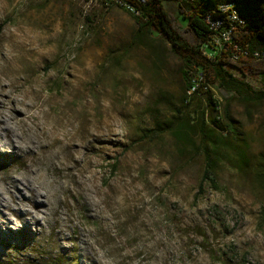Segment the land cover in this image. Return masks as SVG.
<instances>
[{"label": "rangeland", "instance_id": "rangeland-1", "mask_svg": "<svg viewBox=\"0 0 264 264\" xmlns=\"http://www.w3.org/2000/svg\"><path fill=\"white\" fill-rule=\"evenodd\" d=\"M163 4L181 18L178 2ZM138 30L100 2L0 0V112L21 147L0 148V264H264L263 76L245 80L249 92L214 85L240 136L210 130L223 145L218 188L199 194L197 112L217 113L203 95L183 103V62ZM183 118L190 144L164 132ZM15 179L34 187L32 203L45 193L40 225L11 196Z\"/></svg>", "mask_w": 264, "mask_h": 264}, {"label": "trees", "instance_id": "trees-1", "mask_svg": "<svg viewBox=\"0 0 264 264\" xmlns=\"http://www.w3.org/2000/svg\"><path fill=\"white\" fill-rule=\"evenodd\" d=\"M124 1L141 10V16H136L121 5L111 4L109 7H120L133 16L139 26L138 37L151 31L161 34L171 45L173 54L183 62L182 79L185 86L183 103L190 105L192 100L203 95L207 106L217 113L214 117H207L205 111L197 112L196 119L201 135L198 150L204 156L205 162L199 194L204 193L206 186L217 190L218 160L214 153H217V149H222L223 145L210 133V130L221 137L227 134L234 140L239 138L240 133L236 126L237 122L228 110L221 115L222 104L214 97L213 88L238 93L249 92L250 87L245 80L251 74H259L264 78V61L249 59L237 63L226 56L217 59L204 56L201 45L210 35L204 18L212 11H216L220 4H234L247 23L240 39L242 42L264 49V0H172L179 3L181 18L165 9L163 4L165 0H145L146 4L141 3V0ZM182 20H185V23ZM192 88L195 90L192 94H188ZM258 99L264 100V91L258 93ZM186 124L183 118L181 124H172L164 132L169 130L179 141L190 144V138L182 130L187 126ZM226 146H229V143ZM254 173L258 181H264V153L260 155ZM262 212L264 216V207Z\"/></svg>", "mask_w": 264, "mask_h": 264}, {"label": "built area", "instance_id": "built-area-1", "mask_svg": "<svg viewBox=\"0 0 264 264\" xmlns=\"http://www.w3.org/2000/svg\"><path fill=\"white\" fill-rule=\"evenodd\" d=\"M102 3L105 7L111 4L121 5L129 11L136 12V16H141V10L135 8L124 0H89ZM88 1V2H89ZM141 3L146 4L145 0ZM204 21L209 29V38L201 45V51L204 56L209 59H217L218 57H228L233 62H241L244 60L264 61V49L254 47L251 43L242 42L241 35L247 27V24H241L240 20L235 19V15L225 7V3L218 6V11H212ZM229 29H237L236 37H229ZM195 88L188 91L192 94Z\"/></svg>", "mask_w": 264, "mask_h": 264}, {"label": "bare ground", "instance_id": "bare-ground-1", "mask_svg": "<svg viewBox=\"0 0 264 264\" xmlns=\"http://www.w3.org/2000/svg\"><path fill=\"white\" fill-rule=\"evenodd\" d=\"M225 7H227L229 10H230V12H231V14H233V15H235V19L236 20H240V23L241 24H247L246 23V21L240 16V14H239V12H238V10L235 8V5L234 4H225ZM216 11H218V9L216 10ZM133 14H136V12H134V11H131ZM237 36V29H229V37H236ZM8 97V96H7ZM15 108V112H18L19 113V111L21 112L22 111V109L20 108V103L18 104V106L17 107H14ZM17 117V116H16ZM0 129H2L4 132H5V134L7 135V137L9 138V140H5V139H3V138H0V148L2 149V148H5V147H7V146H9V147H11L12 149H11V153H14L15 154V152L17 151L18 152V150H21V147H20V145H19V143L17 144V142L16 141H14L13 140V127L10 125V119L8 118H6V117H4V116H2V113L0 112ZM14 119V118H13ZM21 121L22 122H24V119H21ZM36 129H38V131H39V126L36 124ZM35 131V130H34ZM37 131V130H36ZM39 133V132H38ZM5 134H4V136H5ZM35 135V137L37 136L36 134H34ZM41 135V134H40ZM2 137V136H1ZM17 137V136H16ZM21 138V137H20ZM40 138H38L37 140H39ZM40 141V140H39ZM47 142H49V140L47 141ZM47 142H43V144H41L40 145V147L39 148H44L45 146H46V143ZM19 145V146H18ZM31 147V146H30ZM28 148V153L27 154H31V153H34L35 152V150H33L32 149V147L31 148ZM7 150V149H6ZM0 154H1V152H0ZM29 170V172L30 173H33L34 171L32 170V169H28ZM33 179V178H32ZM31 180V179H30ZM30 182V181H29ZM33 183V182H32ZM13 184L15 185L14 187H15V189H17V192H12L11 191V196L17 201V202H23V201H27L28 203H30V205H32L33 206V210H34V213H35V215H33L32 216V219H34L35 221L33 222V223H37L38 225H40L39 224V216L40 215H42V209H41V205L42 204H44V202H42L43 200H42V197H44L45 198V196H44V192H42L41 190H34V192H35V196H34V201H33V203H32V200H31V197L30 196H28V195H26V194H24V189H28V191H33V189H34V187L32 188L31 187V184L29 183V184H24V182H22L21 180H19V179H15L14 180V182H13ZM22 185V188H21V186L20 185ZM36 185V184H35ZM8 190V189H7ZM6 190V191H7ZM46 200V199H45ZM16 202V203H17ZM42 203V204H41ZM18 204V203H17ZM25 204V203H24ZM3 205H5V204H3L2 203V200H0V206H3ZM19 205V204H18ZM25 206H27V205H25ZM43 206V205H42ZM47 208V207H46ZM45 208V209H46ZM19 209V208H18ZM15 210V209H14ZM1 211V210H0ZM30 211H31V209H30ZM21 212V211H20ZM45 212V211H44ZM22 213V212H21ZM20 213V214H21ZM28 214H30V212L28 213ZM27 214V215H28ZM27 215L26 214H21V216L18 218V221L17 222H19V221H23V220H25L26 221V226H28V225H32V221H31V219H28L27 218ZM2 219H1V223H2V225H4V226H7V224L8 223H11V218L9 217V216H7L6 215V213H3L2 212ZM8 228V227H7Z\"/></svg>", "mask_w": 264, "mask_h": 264}]
</instances>
